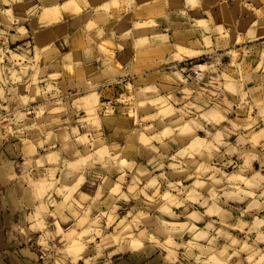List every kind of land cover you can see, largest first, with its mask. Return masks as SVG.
<instances>
[{
  "label": "rangeland",
  "instance_id": "374dc122",
  "mask_svg": "<svg viewBox=\"0 0 264 264\" xmlns=\"http://www.w3.org/2000/svg\"><path fill=\"white\" fill-rule=\"evenodd\" d=\"M192 3L195 7L189 8V0H0V135L7 142L17 143V147L23 146L28 157L36 154L32 143L41 147L42 139L51 136L43 143L47 147L41 148L36 156L38 160L58 156L59 164H46L61 170L60 173L55 170L41 183L59 181L50 192L57 205L68 196V192L60 195L59 189H75L61 210L65 219L48 217L50 231L57 228L67 235L98 227L102 236L116 231L115 225L107 224V217L98 225L93 223L101 213L109 211L103 201L108 200L121 174L111 166L102 169L94 162L95 157L91 161L85 159L101 147L135 165L132 170H124L125 181L121 185V193L129 196L131 203L119 200L116 194V206L120 209L117 215L121 218L125 208L132 205L143 208L144 197L132 200L133 194L129 193L134 179L140 181L137 192L144 189L149 179L156 178L160 195L167 191L179 200H185L195 187L194 178L184 179L188 173L174 175L167 166L153 171L148 161L156 153L142 145L141 136L160 135L181 116L187 122L199 115L208 118L197 122L206 125L212 134L197 130L191 139L198 137L214 143L216 133L220 132L225 144L238 151L249 147L241 145V136L249 123V109L241 104L245 98L251 100L246 93L264 87V72L256 71L264 59V27L257 25L255 39L247 37L259 19L256 13L264 11V0H192ZM21 28L25 31L21 32ZM176 72L182 74L186 84L176 79ZM13 73L17 76L15 80ZM150 88L152 91H148ZM253 94L264 99L261 91ZM193 104L202 111L196 113L192 109L184 115L187 106ZM258 111L251 112L254 119ZM219 115H226L231 124L215 125ZM79 137H88L89 142L81 144ZM174 140L175 143L167 142L168 147L155 141L153 144L160 147L161 154L171 156L178 147L191 142L178 134ZM219 147L221 153L228 151L223 145ZM224 159L233 162L221 169L225 175H241L244 161L237 154L226 155ZM80 161L83 164L76 169L67 167ZM169 162L166 160L165 165ZM204 162L209 163L207 158ZM214 162L215 158L211 163ZM253 167L259 171V164L254 163ZM143 170L152 175L140 177ZM161 172L169 182L182 181L184 191L168 189L159 179ZM80 175L85 183L77 186ZM243 175L252 179L251 172ZM227 183L214 187L209 182L204 188L195 189L207 205L189 201L187 212L183 207H173L178 218L165 219L173 226L188 225L200 231L213 222L214 228L222 229L220 216L204 215L213 205L210 196L215 190L220 197L216 206L231 214L225 217V223L234 225L240 210L251 200L238 203L230 198L234 189L227 188ZM40 190L47 191L46 185L41 184ZM154 192L155 189L148 190L147 195ZM111 203L109 200L108 204ZM49 211L55 212V208ZM192 212L203 216V220L188 219ZM260 215L264 217V213ZM244 220L250 224L252 216L246 215ZM224 230L235 238H244L238 229ZM166 238L161 237V242ZM61 239L56 240L58 247H63ZM192 239L191 233L183 236L184 243ZM175 242L180 243V237ZM99 244L101 237L89 245L77 264L95 256ZM109 252L112 255L107 258L112 262L130 257L137 260L136 264H164L159 249L144 252H134L131 246L119 251L115 247L105 249L106 254Z\"/></svg>",
  "mask_w": 264,
  "mask_h": 264
},
{
  "label": "clouds",
  "instance_id": "9594fccd",
  "mask_svg": "<svg viewBox=\"0 0 264 264\" xmlns=\"http://www.w3.org/2000/svg\"><path fill=\"white\" fill-rule=\"evenodd\" d=\"M188 7H195L192 0H189ZM256 15L259 19L253 25V30L249 31L248 39H255V30L257 25L264 27V11L257 12ZM24 32V29H20ZM235 56V53H233ZM258 72H264V59L261 60L260 66L256 69ZM177 80L181 83H187L184 80L180 72L174 73ZM227 79V77H224ZM17 79L15 73H13V80ZM170 79V78H169ZM152 91V89H148ZM257 91H261L264 94V87L261 89L254 88L250 92L246 93V97H251V100L245 98L242 100L241 106L247 105L249 109V123H247L244 129V135L241 136V145H248V148L241 147L238 151L237 148L231 145L225 144L220 132H217L214 137V143H206L205 140L196 138L191 139L197 130L204 131L206 135L210 136L212 133L208 131L206 125H202L197 121L203 119L208 120L206 116H197L196 119H191L185 122L184 117L174 122V126L168 130H165L160 135L152 137L141 136V143L144 147L148 148L151 152L156 153L154 159L149 160L148 164L152 166L153 171H161L166 166L170 172L174 175L188 173L184 179H195V187L193 191L188 192L185 200H179L176 196L165 192L166 194L160 195V185L157 184V179H149L145 184L144 189L137 192L136 186L140 182L139 179L133 180L132 187L129 188V193H132V200H139L140 196L144 197L143 208L136 205H132L129 208L123 209L125 214L121 218L117 215L120 210L117 204V195L119 200H123L125 203L130 204L131 200L129 196L121 193V185L125 181V169L132 170L135 165L128 163L121 159L120 155H113L106 147H101L98 151L93 152L92 155L86 157V160H93L95 157V163L102 166V169L107 170L110 166L116 168L121 174L118 177L116 186L112 188L108 200L103 201L104 205H108L109 211L103 212L97 217L94 224H99V221L103 217H107V224L109 226L115 225L116 231L109 236H102L101 230L97 228H88L86 231L76 233L75 231L69 232L67 235L60 232L56 227V231H49L50 225L46 223L45 216H59L61 219H65L62 214V209L67 205L68 200L71 198V194L75 189H59V194L64 195V192H68V196L65 197V201L62 204L57 205L56 201L50 194L51 190L55 187V184L59 181L53 180L49 183L32 184L28 178V174L25 173L23 177L32 187L37 189V199L45 201L42 203L35 212L27 217L28 223L31 225L28 228L29 232H40L41 235L36 239V244L39 246L40 252L43 253L44 264H77V261L83 259V254L89 250V245L96 240L97 237H101V244L96 245V255L90 259H86L84 264H113L112 260L108 259L112 255L111 252L105 253V249L115 247L117 251L122 248L131 246L134 252L144 251H156L160 250V254L163 256L164 264H264V217L260 213H264V99H257L253 94ZM216 95V93H213ZM231 108V106H229ZM192 109L196 110V113H200L202 109L196 105L187 106V111L184 115L191 113ZM258 109L257 118H253L251 112ZM172 111L168 113L171 114ZM212 123V121H208ZM223 122L231 124V121L227 120L226 115H219L215 118V125H221ZM35 127V125H33ZM233 128L236 125H232ZM259 128V131L256 129ZM11 131V129H9ZM180 135L191 140V142L183 148H177L174 154L166 156L161 154L160 147L153 144H159L161 147H168V141L175 143L174 136ZM52 137L49 136L48 140ZM67 139V138H66ZM45 140L43 143H47ZM78 142L81 144L88 143V137H79ZM43 143L40 145L43 146ZM220 145H223L228 149L227 152H220ZM203 149V151H202ZM237 154L239 159L244 161L240 167L241 175L227 176L221 171L222 168L230 166L233 162L231 160H225L224 157ZM184 157H188V160H184ZM199 157V159H197ZM205 158L209 162L207 165L204 162ZM215 158V162L211 163ZM170 161L165 165V161ZM123 161V162H122ZM45 163H51L53 165L59 164V157L52 155L45 160L41 158L35 161L36 169L43 168ZM259 164V171H257L253 164ZM83 161L74 164H68L67 167L76 169ZM31 165V162H30ZM57 171L61 169H56ZM194 170V171H192ZM245 172L252 173V179H246L244 177ZM210 173V175H208ZM49 177L52 173L48 174ZM152 174L147 170L140 171V177H150ZM219 176V178H217ZM16 179V177H10ZM99 178V176H98ZM107 177H104L107 182ZM161 181L167 184L168 189H178L183 192V182L172 183L168 181L167 175L161 172L159 177ZM227 181L226 187L234 189L232 196L238 203H244L247 200H251L245 208L240 210V216L236 218V223L230 225L225 223V217H230V213L224 212L216 206V202L220 199L215 190L212 191L210 199L213 201V205L209 208L204 215L205 216H220L219 223L223 225L222 229L214 228V222L208 223L206 229L200 231L198 229L184 226H173L169 220L165 217L178 218L177 212L173 211L175 208H184L187 212L188 202L202 203L207 205V201L200 197L199 193L195 191L197 188H204L209 182L215 187ZM85 183L83 175L79 176L77 180V186H81ZM44 184L47 187V191H41L40 185ZM155 189L153 195H147L148 190ZM225 195H228L225 192ZM99 199V197H97ZM112 201L108 204V201ZM163 201L164 203H161ZM55 208V212L49 211V208ZM71 208V205H68ZM154 209V210H153ZM184 213H180L183 215ZM246 215L252 216V222L249 224L244 220ZM87 213H85V217ZM190 220H203V216L196 212H192L188 217ZM81 226L84 224V220L80 221ZM227 228L238 229L243 233L244 238L238 239L224 230ZM107 227L105 228V230ZM247 229V231H245ZM191 233L193 239L190 243L183 242V236L186 233ZM21 233H25L23 228L20 229ZM167 238L161 242V237ZM61 237L60 243L63 247H58L56 240ZM87 237L88 239H85ZM176 237H180L181 242L176 243ZM221 239L224 243L221 244ZM183 249V251H181ZM165 252L167 255H164ZM28 264H32L33 261L39 264L41 256H37L36 253H28ZM101 257L104 260L101 262Z\"/></svg>",
  "mask_w": 264,
  "mask_h": 264
},
{
  "label": "crops",
  "instance_id": "0c3cea01",
  "mask_svg": "<svg viewBox=\"0 0 264 264\" xmlns=\"http://www.w3.org/2000/svg\"><path fill=\"white\" fill-rule=\"evenodd\" d=\"M44 141L45 139H42V142ZM16 145L17 143L10 140L7 142L5 137L2 138L0 135V264H28V253L41 256L39 264H44L43 253L36 244V239L41 233L28 231L31 225L27 217L35 214L45 201L37 199V190L29 186L23 177L27 173L32 183H41L56 168L45 163L43 168L36 169L35 161L38 160L36 154L41 151V148L47 147L46 144L39 147L38 143H32L33 152L35 151L36 154L30 157L27 156L23 146ZM58 172L60 173V170ZM10 177H16V179ZM57 177L59 178V175ZM43 215L48 223L49 216ZM21 228L25 230L24 234L20 232ZM119 260L115 259L113 264L138 263L130 257L124 258L125 261ZM32 264L36 262L33 261Z\"/></svg>",
  "mask_w": 264,
  "mask_h": 264
},
{
  "label": "bare ground",
  "instance_id": "6f19581e",
  "mask_svg": "<svg viewBox=\"0 0 264 264\" xmlns=\"http://www.w3.org/2000/svg\"><path fill=\"white\" fill-rule=\"evenodd\" d=\"M55 224V223H54ZM59 231H61V230H59ZM72 232V231H71Z\"/></svg>",
  "mask_w": 264,
  "mask_h": 264
}]
</instances>
